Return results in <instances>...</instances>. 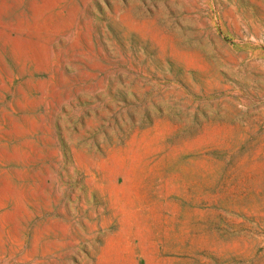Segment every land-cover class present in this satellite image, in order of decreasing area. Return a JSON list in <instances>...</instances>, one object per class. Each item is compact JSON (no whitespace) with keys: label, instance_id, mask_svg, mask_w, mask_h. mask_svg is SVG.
<instances>
[{"label":"rangeland","instance_id":"374dc122","mask_svg":"<svg viewBox=\"0 0 264 264\" xmlns=\"http://www.w3.org/2000/svg\"><path fill=\"white\" fill-rule=\"evenodd\" d=\"M0 264H264V0H0Z\"/></svg>","mask_w":264,"mask_h":264}]
</instances>
